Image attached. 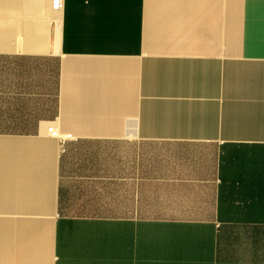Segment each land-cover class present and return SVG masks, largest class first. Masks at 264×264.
<instances>
[{"label":"crops","instance_id":"1","mask_svg":"<svg viewBox=\"0 0 264 264\" xmlns=\"http://www.w3.org/2000/svg\"><path fill=\"white\" fill-rule=\"evenodd\" d=\"M0 264H264V0H0Z\"/></svg>","mask_w":264,"mask_h":264},{"label":"built area","instance_id":"2","mask_svg":"<svg viewBox=\"0 0 264 264\" xmlns=\"http://www.w3.org/2000/svg\"><path fill=\"white\" fill-rule=\"evenodd\" d=\"M52 5L54 8L59 9L63 6V0H52ZM49 132L51 133V135H54V136L60 135L59 131L54 126L53 127L50 126ZM66 137H72V135L67 134Z\"/></svg>","mask_w":264,"mask_h":264}]
</instances>
